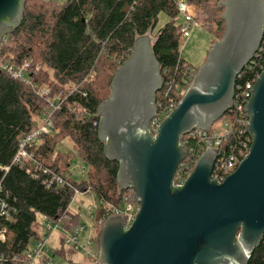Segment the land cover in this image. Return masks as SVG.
I'll return each instance as SVG.
<instances>
[{"label":"water","instance_id":"1","mask_svg":"<svg viewBox=\"0 0 264 264\" xmlns=\"http://www.w3.org/2000/svg\"><path fill=\"white\" fill-rule=\"evenodd\" d=\"M25 0H0V41L21 23ZM225 29L215 40L173 111L155 133L163 81L148 33L137 37L97 107L104 156L118 163V190L134 189L139 205L111 215L99 231L101 264H248L264 236V69L243 109L252 141L249 153L221 181L211 177L216 150L206 148L183 186L172 179L186 156L182 137L205 130L231 107L238 74L264 36V0H224ZM75 264V263H64Z\"/></svg>","mask_w":264,"mask_h":264},{"label":"trees","instance_id":"2","mask_svg":"<svg viewBox=\"0 0 264 264\" xmlns=\"http://www.w3.org/2000/svg\"><path fill=\"white\" fill-rule=\"evenodd\" d=\"M185 1L194 7L196 18L199 11L202 13L200 25L212 34L219 33L220 39L225 29L221 18L224 0ZM177 3L178 0H25L20 25L0 42V63L21 65L29 61L32 67L39 66L32 76L53 93L88 78L81 94L69 98L55 113V133L37 147V158L66 179L63 185L46 187V176L34 179L11 162L19 138L32 129L46 104L22 80L0 70V203H6L9 213V218L0 215V230L4 229L5 236L0 241V264H21L12 258H21L40 238L37 214L50 219L59 216L72 197L70 185L81 190L91 187L99 199L120 202L116 182L119 165L105 158L97 136L98 125L93 124L94 115L109 96L113 74L128 59L134 40L154 30L160 12L169 20L157 29L152 43L163 81L156 93L158 110L176 95L184 73L194 69L195 75L198 67L179 55L181 23ZM263 60L264 36L253 64L257 63L258 68ZM242 72L245 78L251 74L247 67ZM73 100L85 107L83 117L68 111ZM65 139L73 151L57 149ZM75 156L87 166L78 182L70 169ZM58 252L66 259L62 250ZM248 264H264L263 242L254 249Z\"/></svg>","mask_w":264,"mask_h":264},{"label":"built area","instance_id":"3","mask_svg":"<svg viewBox=\"0 0 264 264\" xmlns=\"http://www.w3.org/2000/svg\"><path fill=\"white\" fill-rule=\"evenodd\" d=\"M179 14L183 16V21L179 29L180 37L187 34L193 23H196V12L194 7L185 0H178L177 3ZM4 37L1 39V41ZM263 40V39H262ZM0 41V42H1ZM261 45V44H260ZM260 48V47H259ZM259 50V49H258ZM258 55V51L254 57ZM254 58L248 63V71L250 76L245 78V74L241 71L236 80L234 98L232 107L217 121L213 122L209 128L193 129L182 137L181 145L186 149L185 158L179 163L174 177L172 179L173 186H183L186 179L192 172L194 165L200 156L204 153L206 148L216 150L217 157L213 166L211 177H216L221 181L225 176L233 172L242 158L249 153L251 146V137L247 132H244L245 127L249 124V118L243 109L244 105L248 103L251 92L256 79L264 69L263 63L256 67ZM39 66L32 67L29 61H25L21 65H13L7 62L0 63V70H6L7 73L16 79L22 80L28 85L36 96L45 102V108L42 113L35 120L32 129L24 133L18 141L16 151L12 157V164L23 167L26 174L37 179L46 176L44 182L46 187L52 185H63L64 177L59 175L48 166L44 165L36 156V150L41 141L55 133V126L53 117L55 113L62 110L65 102L75 94H81L82 84L87 81V76L76 84L60 89L53 93L51 89L43 83H40L32 76L39 70ZM194 76V69L184 73L182 83L176 90V95L167 99V101L160 106V111H157L155 116L149 123V131L154 134L160 123L166 118L176 107L180 98L186 88L190 85ZM179 96V99L177 98ZM71 113H76L77 116L83 117L86 114L85 107L73 100L71 108L68 110ZM96 115V113H95ZM94 115V118H95ZM94 125H98V119L95 118ZM219 123L218 128H214V124ZM63 146L62 142L57 145ZM66 150L72 148L65 147ZM63 150V149H61ZM65 151V150H64ZM8 167L5 168L7 170ZM71 169V167H70ZM86 167H80V174L82 176L86 173ZM73 194L64 211L55 219H50L42 216L44 221L38 224L40 238L34 240L30 247L25 251L21 258L13 256V262H20L21 264H64L67 263L64 258H59L61 262H57L55 257L59 249H64L65 245H70L75 251L84 253L91 263L101 264L99 261V231L102 224L108 216L122 215L125 216L124 229L127 230L135 219V215L139 209V205L134 203V189L127 188L125 190H118L121 194V199L118 204L109 203L97 197L91 187L81 190L73 185H70ZM92 199L100 206L93 204H84V200ZM6 203H0V215L9 218V213L6 211ZM76 219L77 223L73 220ZM87 229V236L85 244H82L79 234ZM55 233H59L57 239H52ZM79 236V237H78ZM4 229L0 230V241H4ZM54 240L58 246V250L54 249L52 255L49 254L50 241ZM264 243V236H263ZM0 256V260H1ZM73 263V262H72ZM76 264V263H75Z\"/></svg>","mask_w":264,"mask_h":264},{"label":"rangeland","instance_id":"4","mask_svg":"<svg viewBox=\"0 0 264 264\" xmlns=\"http://www.w3.org/2000/svg\"><path fill=\"white\" fill-rule=\"evenodd\" d=\"M199 14H198V17L196 18V23H193L190 30L187 31V34L181 36L180 41H179L180 57L186 60L193 67H199L204 62L211 44L215 40H217L219 37V33L212 34V32L208 28L200 25V23H202L203 21L201 19L202 13H200V11H199ZM168 20L169 18L165 15V13L160 12L158 14L157 22L154 27V30L148 31V35L152 41L154 39V34L157 31V29L163 26ZM178 21L179 22L183 21V16L181 14L178 15ZM213 27H215V25H213ZM218 127H219V123H215L214 128H218ZM65 147L72 148L71 143L67 139L63 140V146L60 145L58 148L66 150ZM70 151H73V148ZM83 165L86 167V170H87V166L85 165V163H83V161L77 156H75L73 160L71 161L72 178L76 180L77 182L82 179V175L80 174V167H82ZM91 202L97 205V207L100 206L97 202L95 203V201L92 199L84 200V204L86 205ZM36 221H37V224H41V222L44 221V219L40 214H37ZM79 236H80V240L82 244H85V239L87 236V229L82 231L79 234ZM58 237H59V233H55L52 236V239H57ZM54 249L58 250V246L54 240H51L50 250H49L50 255H52V251ZM59 250L60 251L62 250L63 254L65 255V258L67 260H70L73 263H76V264H90L91 263V261L87 257H85L83 252L75 251L73 247L70 245H65L64 249H59ZM58 253L55 259L57 262H61L59 258H61L62 256Z\"/></svg>","mask_w":264,"mask_h":264}]
</instances>
